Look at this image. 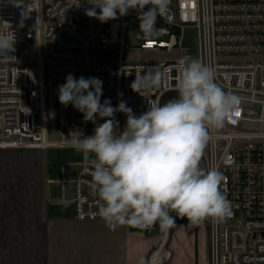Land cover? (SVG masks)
Segmentation results:
<instances>
[{
  "label": "built area",
  "instance_id": "obj_1",
  "mask_svg": "<svg viewBox=\"0 0 264 264\" xmlns=\"http://www.w3.org/2000/svg\"><path fill=\"white\" fill-rule=\"evenodd\" d=\"M88 4L0 0V28L10 26L17 38L15 58L0 60V150L64 149L74 146V136L93 134L95 123L59 102L57 87L69 73L99 78L101 103L110 98L115 107L123 99L140 115L150 103L162 104L166 95L177 93L180 59H198L214 68L215 82L225 92L239 97L225 126L210 133L200 161L202 168L223 173L221 190L232 205L224 221L204 220L210 246L206 264H264V0H170L166 18H157L161 34L142 40L136 61L124 56L125 20L137 18V12L101 23L85 15ZM83 20L84 28L78 24ZM91 24L101 29L104 51L119 50L116 62L95 60ZM156 72L161 73L159 87L132 90L136 75ZM115 119L123 131L125 114L118 112ZM80 166L72 180L75 219L104 221L98 215L102 201L92 188V165L84 160ZM133 229L150 236L159 224Z\"/></svg>",
  "mask_w": 264,
  "mask_h": 264
},
{
  "label": "clouds",
  "instance_id": "obj_2",
  "mask_svg": "<svg viewBox=\"0 0 264 264\" xmlns=\"http://www.w3.org/2000/svg\"><path fill=\"white\" fill-rule=\"evenodd\" d=\"M169 4L170 0H89L85 15L107 23L134 10L137 36L149 41L161 34L157 18H166ZM16 42L10 26L0 28V60L15 58ZM176 73L177 97L150 103L140 115L123 99L115 107L110 98L101 103L103 81L97 77L77 79L69 73L57 87L63 106L71 104L85 121L96 124L92 135L81 133L72 143L90 160L92 188L102 201L98 215L110 229H148L158 223L167 232L176 227L172 213L193 226L209 218L222 222L231 215V202L221 190L223 173L202 168L200 161L210 133L225 126L239 97L225 92L215 82L214 68L198 59H180ZM160 85L161 73L156 72L136 75L131 88L140 93ZM118 112L126 116L123 131L115 119ZM97 117L104 122H97Z\"/></svg>",
  "mask_w": 264,
  "mask_h": 264
},
{
  "label": "crops",
  "instance_id": "obj_3",
  "mask_svg": "<svg viewBox=\"0 0 264 264\" xmlns=\"http://www.w3.org/2000/svg\"><path fill=\"white\" fill-rule=\"evenodd\" d=\"M84 160L75 146L0 150V264H206L205 221L172 213L176 227L147 236L76 220L72 180Z\"/></svg>",
  "mask_w": 264,
  "mask_h": 264
},
{
  "label": "rangeland",
  "instance_id": "obj_4",
  "mask_svg": "<svg viewBox=\"0 0 264 264\" xmlns=\"http://www.w3.org/2000/svg\"><path fill=\"white\" fill-rule=\"evenodd\" d=\"M126 25V53L124 59L126 61H136L140 59V54L136 50L138 49L142 39L138 38L137 33L139 32V20L137 18L128 17L125 20ZM90 34L95 35L93 43V54L97 62L107 63L116 62L119 58V50L110 48L108 51H104L101 44V29L97 25H90ZM227 61L238 62L239 57H226ZM178 94L167 95L163 98L162 104L168 100L177 97Z\"/></svg>",
  "mask_w": 264,
  "mask_h": 264
},
{
  "label": "water",
  "instance_id": "obj_5",
  "mask_svg": "<svg viewBox=\"0 0 264 264\" xmlns=\"http://www.w3.org/2000/svg\"><path fill=\"white\" fill-rule=\"evenodd\" d=\"M78 24H79V25H81V27H83V28L85 27V25H84V24H85V21H84V20H83V21H81V22H80V23H78Z\"/></svg>",
  "mask_w": 264,
  "mask_h": 264
},
{
  "label": "snow or ice",
  "instance_id": "obj_6",
  "mask_svg": "<svg viewBox=\"0 0 264 264\" xmlns=\"http://www.w3.org/2000/svg\"><path fill=\"white\" fill-rule=\"evenodd\" d=\"M237 115H239V113H236Z\"/></svg>",
  "mask_w": 264,
  "mask_h": 264
}]
</instances>
